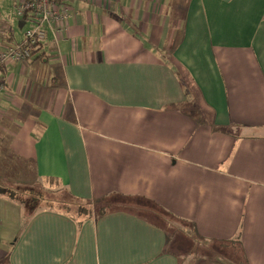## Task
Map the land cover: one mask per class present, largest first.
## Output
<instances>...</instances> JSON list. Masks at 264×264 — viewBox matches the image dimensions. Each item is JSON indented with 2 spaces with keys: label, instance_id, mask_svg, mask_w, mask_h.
Instances as JSON below:
<instances>
[{
  "label": "crops",
  "instance_id": "crops-1",
  "mask_svg": "<svg viewBox=\"0 0 264 264\" xmlns=\"http://www.w3.org/2000/svg\"><path fill=\"white\" fill-rule=\"evenodd\" d=\"M63 1L31 74L1 69L0 140L14 177L32 159L109 208L27 217L0 194V264H264V0Z\"/></svg>",
  "mask_w": 264,
  "mask_h": 264
},
{
  "label": "rangeland",
  "instance_id": "rangeland-1",
  "mask_svg": "<svg viewBox=\"0 0 264 264\" xmlns=\"http://www.w3.org/2000/svg\"><path fill=\"white\" fill-rule=\"evenodd\" d=\"M20 1L21 0H0V32L4 29L12 30L15 36H13L11 42H14V43L22 40L24 37L25 31L33 25L32 21H28V23L23 28H20L19 22L21 20V17L18 15V12H17V7L20 4ZM34 57L35 56H33V58ZM33 58L22 61V62L26 63L25 64L26 66H30V69L28 71V75L31 74V71L33 70V68L31 67L32 62L27 63V61L33 60ZM2 86H5L3 82L0 83V88ZM16 88L17 87L14 86L12 88V92H13L15 99L18 101V103H20L18 106L22 107V100L24 99V97H20V94L19 95L17 94ZM48 90L49 89H46L45 87L42 88L43 93L40 95V100L38 102L34 103V102H29L28 100L26 101V102H29V107L33 112L36 111L38 107H44L45 106L44 102L47 98V95H45V94L48 92ZM26 110L29 111L27 109V107H25L24 109H19L18 111L12 110L10 112L12 116L7 115V117H12V119L14 121L13 123H20V118L26 119L25 117L20 116V114L25 112ZM13 123H12V125H13ZM36 124H37L36 128H38L40 131L42 127H39L40 126L39 123H36ZM5 127H8L6 124V119L4 116H1L0 117V128H5ZM14 127H16V126H14ZM0 137H4V133L1 130H0ZM6 143H9V142L7 140L6 141L0 140V171L3 174V176L0 177V180L1 179L4 180V178H6L5 182L7 183V182H12L13 180H11V179H17L18 177L25 178L23 180H20L21 182H16L17 185H16V187H14L16 189L15 192H17L18 194L21 193V195H22V194H24V190H23L24 182L27 184H32L36 181V180L31 179V178H28V177H32L36 173L35 163L33 162L32 159H30V160L26 159L25 161L22 160L21 162H23V166H22L23 170L24 169L26 170L27 166L29 165L30 176H28V175L27 176L26 175L19 176L18 175V176H15L16 177L15 178L14 172H15V169L18 168V165L14 162L16 159H19V157L17 155V152L15 151V148H11L12 147L11 143H9V148H8V150H6L7 149V148H5ZM13 157H15L16 159ZM12 163L16 168L12 165ZM5 171H7V172H5ZM11 172H13V173L10 175ZM26 177L28 178V180ZM12 183H9V184H12ZM45 184L48 188L50 187L53 189L62 188L63 186H66L60 181H45ZM68 187H69V189L66 192H64V190H63L61 196L57 195V194H55V195L62 197L61 198L62 201L64 200L66 202H71V201L76 200L77 198H80L79 196H77L73 192H71L72 188L70 186H68ZM50 193L54 194L53 192H50ZM98 208H99L98 204L92 205V210L94 209V211H97ZM215 263H218V262H215Z\"/></svg>",
  "mask_w": 264,
  "mask_h": 264
},
{
  "label": "built area",
  "instance_id": "built-area-1",
  "mask_svg": "<svg viewBox=\"0 0 264 264\" xmlns=\"http://www.w3.org/2000/svg\"><path fill=\"white\" fill-rule=\"evenodd\" d=\"M17 12L25 21L24 26L28 21L33 25L25 31L22 40L4 45L0 50V82L1 69L5 64L33 58L36 48L47 40L48 31L57 37L71 15L68 4L63 0H21Z\"/></svg>",
  "mask_w": 264,
  "mask_h": 264
},
{
  "label": "trees",
  "instance_id": "trees-1",
  "mask_svg": "<svg viewBox=\"0 0 264 264\" xmlns=\"http://www.w3.org/2000/svg\"><path fill=\"white\" fill-rule=\"evenodd\" d=\"M37 51L38 49L34 51V53ZM28 175H30V171ZM12 182L6 183L0 180V194H6L11 200L19 202L18 204H20L22 209H25L27 217L39 210L60 209L66 211L67 213H71L76 218H86L92 217L93 215H102L109 208V205H105L104 202L96 200L77 198L71 202H66L64 200L62 201V197L57 195L61 196L63 190L66 192L68 189L64 186L62 188L56 189L50 187L48 188L45 184V181L40 178L32 184H27L24 182V194L22 195L21 193L18 194L15 192L16 189L14 188L17 185L16 182L20 181L13 180ZM50 192H53L54 194H51ZM96 204L99 205V208L97 211H94V209L92 210V205ZM239 238L240 236H237L234 239L238 240ZM237 240H232L231 242L236 243Z\"/></svg>",
  "mask_w": 264,
  "mask_h": 264
},
{
  "label": "water",
  "instance_id": "water-1",
  "mask_svg": "<svg viewBox=\"0 0 264 264\" xmlns=\"http://www.w3.org/2000/svg\"><path fill=\"white\" fill-rule=\"evenodd\" d=\"M24 23H25V21H24V20H20V22H19V26H20V28H23V26H24Z\"/></svg>",
  "mask_w": 264,
  "mask_h": 264
}]
</instances>
